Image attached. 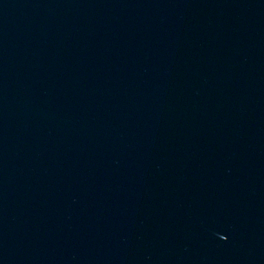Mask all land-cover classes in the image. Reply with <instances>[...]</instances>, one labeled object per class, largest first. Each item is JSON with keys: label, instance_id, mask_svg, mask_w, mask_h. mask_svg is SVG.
<instances>
[{"label": "water", "instance_id": "1", "mask_svg": "<svg viewBox=\"0 0 264 264\" xmlns=\"http://www.w3.org/2000/svg\"><path fill=\"white\" fill-rule=\"evenodd\" d=\"M0 264H264V0H0Z\"/></svg>", "mask_w": 264, "mask_h": 264}]
</instances>
